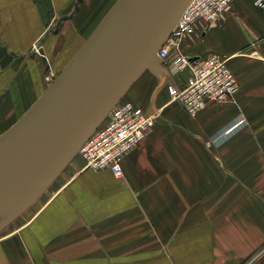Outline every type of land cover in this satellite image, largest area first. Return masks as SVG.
Here are the masks:
<instances>
[{
    "label": "crops",
    "instance_id": "crops-1",
    "mask_svg": "<svg viewBox=\"0 0 264 264\" xmlns=\"http://www.w3.org/2000/svg\"><path fill=\"white\" fill-rule=\"evenodd\" d=\"M83 1L66 20L71 0H0V137L112 7ZM51 10L59 30L43 36ZM181 48L226 58L240 84L235 98L190 115L167 88L190 68L173 73L156 58L123 97L155 117L125 156L124 177L75 154L0 230V264H264V11L233 0L217 22L199 21ZM242 117L246 125L223 135Z\"/></svg>",
    "mask_w": 264,
    "mask_h": 264
},
{
    "label": "water",
    "instance_id": "water-1",
    "mask_svg": "<svg viewBox=\"0 0 264 264\" xmlns=\"http://www.w3.org/2000/svg\"><path fill=\"white\" fill-rule=\"evenodd\" d=\"M190 0H120L36 104L0 137V230L72 160L158 51Z\"/></svg>",
    "mask_w": 264,
    "mask_h": 264
},
{
    "label": "built area",
    "instance_id": "built-area-1",
    "mask_svg": "<svg viewBox=\"0 0 264 264\" xmlns=\"http://www.w3.org/2000/svg\"><path fill=\"white\" fill-rule=\"evenodd\" d=\"M233 0H190L171 33L158 51V58L167 60L173 73L190 68L187 79L179 85L168 84L171 99L181 102L192 116L211 103H225L239 91V80L226 58L211 54L193 58L182 48V40L195 33L199 21L217 22ZM264 11V0H254ZM155 117L148 115L133 102L122 98L111 109L102 123L80 146L78 152L87 167L94 170L110 169L124 177L123 160L152 130ZM246 125L242 117L230 122L223 135L229 136Z\"/></svg>",
    "mask_w": 264,
    "mask_h": 264
},
{
    "label": "rangeland",
    "instance_id": "rangeland-1",
    "mask_svg": "<svg viewBox=\"0 0 264 264\" xmlns=\"http://www.w3.org/2000/svg\"><path fill=\"white\" fill-rule=\"evenodd\" d=\"M120 0H112V7L110 8V10H108L109 12L115 7V5L119 2ZM78 2H79V4H78ZM83 0H71V3H70V10H68L67 12H66V14H65V17H66V20L69 18V17H71L72 15H73V13H75L76 11H78L79 10V7L78 6H80V5H82L83 4ZM75 4H76V6H75ZM77 4H78V6H77ZM75 8V9H74ZM109 12H108V14H109ZM51 14H50V21H49V23H48V25H47V27H46V30H45V32H44V34H43V36L44 35H47V34H49V33H51V32H56L57 30H59V21H60V19L61 18H59V17H57V14H55L54 15V13H55V10H51V12H50ZM52 13H53V15H52ZM107 14V15H108ZM106 15V16H107ZM106 18V17H105ZM104 18V19H105ZM99 27V26H98ZM39 42H37L36 43V45L38 44ZM35 45V46H36ZM64 67V66H63ZM63 67H61L60 69H53V70H51L50 71V73L46 76V83H47V86H49L52 82H53V80L59 75V74H61V72L65 69V68H63ZM58 78V77H57ZM46 86V87H47ZM79 154V152H77L76 153V155H78ZM80 155V154H79ZM59 176V175H58ZM57 176V177H58ZM57 177L55 178V181L57 180ZM44 194H46V193H44ZM43 194V195H44ZM41 196V195H40ZM27 209V208H26ZM25 209V210H26ZM9 215V212L8 213H5V214H1L0 215V222L3 220V219H5L7 216Z\"/></svg>",
    "mask_w": 264,
    "mask_h": 264
},
{
    "label": "bare ground",
    "instance_id": "bare-ground-1",
    "mask_svg": "<svg viewBox=\"0 0 264 264\" xmlns=\"http://www.w3.org/2000/svg\"><path fill=\"white\" fill-rule=\"evenodd\" d=\"M77 152H78V150H77ZM77 152H76V153H77ZM76 153H75V154H76ZM14 211H15V209L11 210V211L9 212V214L13 213Z\"/></svg>",
    "mask_w": 264,
    "mask_h": 264
}]
</instances>
